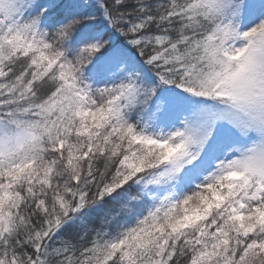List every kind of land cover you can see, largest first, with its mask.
<instances>
[{
  "label": "snow or ice",
  "instance_id": "6c2138e0",
  "mask_svg": "<svg viewBox=\"0 0 264 264\" xmlns=\"http://www.w3.org/2000/svg\"><path fill=\"white\" fill-rule=\"evenodd\" d=\"M0 264H264V0H0Z\"/></svg>",
  "mask_w": 264,
  "mask_h": 264
}]
</instances>
